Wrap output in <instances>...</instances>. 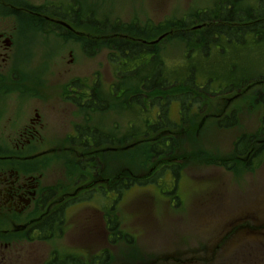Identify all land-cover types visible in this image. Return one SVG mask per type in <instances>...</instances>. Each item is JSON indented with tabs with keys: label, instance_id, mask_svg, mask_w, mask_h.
<instances>
[{
	"label": "rangeland",
	"instance_id": "1",
	"mask_svg": "<svg viewBox=\"0 0 264 264\" xmlns=\"http://www.w3.org/2000/svg\"><path fill=\"white\" fill-rule=\"evenodd\" d=\"M8 1L10 0H0V13L6 10V16L0 15V25L8 24L15 29L11 43L6 42L7 47L11 44L9 59L1 66L2 69L9 71L11 79L4 80L0 77V119L9 116L12 111L24 114L32 103V96H40L44 119L54 131L56 128L59 129L55 131L54 137L57 143L63 142L62 135L69 134L75 123L92 129L98 127L120 138L125 134L131 120L133 118L137 120L139 113L141 114L138 108L135 109L131 102H128L134 93L138 94L137 90L126 91L125 87L131 88V84L123 82L110 109L94 111L70 105L69 102L73 101L64 100L67 97L62 96V93L66 85L74 79L93 85L98 78L102 84L99 88L103 90L118 82L113 64L108 59L109 51L101 47L97 49L95 55H87L83 51L82 37L65 38V34H58L52 29L49 31L42 25L30 21L33 11L37 12L39 8L45 9L44 7L53 4L57 7V14L68 8L71 15L72 11L69 9L71 1L72 7L76 6L74 4L76 2L81 6L82 12H86L84 19H88V13L94 11L99 18L111 22L119 21L129 26L149 23L158 26L167 20L202 13L212 7L228 11L235 5L233 2H236V0H16L26 6L13 5L10 11L8 7L11 4ZM239 1L242 9H264V0ZM73 16L76 17L74 14ZM219 20L211 23L218 24ZM193 23L196 25L198 21ZM202 23L205 25L198 29L199 33L190 34L193 40L197 39L194 36L208 28L206 23ZM74 25L79 27L77 29L81 32L88 34L90 32L92 36L94 35L92 28L94 23ZM164 31H167L165 38L153 46L164 54L169 72L186 75L184 72L194 66L197 69L196 79L199 84L205 82L208 77H214V80L211 83L212 87L205 91L199 89L197 85L186 84V78L170 77L171 81L178 78V83H173L170 88L161 90L158 94L157 92L149 94L154 99L159 98V102L162 103L164 98L177 96L180 92L185 94L184 97L195 95L189 108H182L179 102L174 101L166 111V117L174 124L172 133H175L176 149L175 155L171 158H176L181 168L177 169L179 174L175 178L174 174L165 171V167L160 168L158 165L153 175L148 178L153 182L145 184L151 186L133 187L124 193L122 191L121 195L117 191L109 192V202L115 201L114 195L120 197L115 203L116 213L121 218V228L132 238L130 242L120 241L117 244L111 242L109 260L106 264H190L180 259L190 255L182 256L185 252L180 254L178 251L195 246L197 249L194 250L203 252L204 246L197 243H206L205 240L208 239L204 236L206 233L213 236L214 242L220 240L225 233H216L219 228L210 231V227L219 221L225 224L221 218L231 215L237 217L235 229L241 227L243 230L239 233L237 230V233L234 232L230 236L226 235L220 247V242H215L212 245L213 250L205 255L206 260H202V253L191 255L192 259L189 258L191 263L264 264V159L254 165L250 164L249 167H252L250 170L245 167L246 156L235 159L231 155L234 139L241 133L256 134L263 117V108L256 100L260 93H264V29L260 35L250 33V37L238 45L224 41L221 46L218 42L209 44L210 48L200 46L199 49L189 47L187 38L180 41L178 36L181 34L176 27ZM164 31L162 33H165ZM124 36L131 38L129 34ZM257 41L259 44L256 45ZM188 49L193 51L191 56ZM207 55L210 56L206 57ZM242 78L244 81H239V87L233 85L229 90L226 89L229 83L225 81L237 82ZM5 85L19 86L21 91L6 93L1 87ZM140 90L138 88V91ZM234 112L237 115L234 126L229 128L217 126L218 121H223ZM153 132L150 130L146 143L162 137L159 132L157 134ZM258 138L264 142V134ZM145 145L137 143L124 150L100 152L98 156L103 167L98 172L109 180L120 175L124 177L128 173L136 177L146 175L160 159H151L145 155L143 153L146 150ZM77 152L81 151L73 150L72 156L75 157ZM65 172L69 175L72 169L66 168ZM61 173L63 171L59 175ZM108 187H111L109 181ZM151 188L153 190H149ZM237 198L240 201L234 206L233 202ZM95 200L97 202L100 198L96 199L95 196L93 202ZM217 204H220L221 208L215 210ZM213 210L216 214L214 216ZM92 212L93 210L83 212L81 219L73 226L72 224L80 217L79 211L74 207L68 209L64 231L60 237L52 240L51 244L48 242V245L59 248L56 250L60 254L65 250L77 253L80 264H91L92 256L100 249L98 244L103 242L94 238L88 242L86 238L80 236L79 228L84 223L86 215ZM246 213L250 214L252 222L248 218L242 219L244 216H241L247 215ZM180 222L184 224L180 225ZM169 224L175 225V229H170ZM246 224L250 227L244 229L243 225ZM175 233L180 235L177 236ZM167 235H171L173 241L167 243L162 241L167 240L164 239ZM160 250L165 254L162 258Z\"/></svg>",
	"mask_w": 264,
	"mask_h": 264
},
{
	"label": "flooded vegetation",
	"instance_id": "2",
	"mask_svg": "<svg viewBox=\"0 0 264 264\" xmlns=\"http://www.w3.org/2000/svg\"><path fill=\"white\" fill-rule=\"evenodd\" d=\"M43 16L34 11L31 14L42 27L59 34L58 25ZM14 29L0 25V77L4 80L11 79L9 71L1 66L9 59L11 44L7 47L6 42L11 43ZM1 87L6 93L21 91L19 86ZM87 95L90 99L89 90ZM32 98L24 114L12 111L0 119V264H77L75 253L60 254L56 250L59 248L48 242L61 236L66 212L74 207L80 217L73 226L83 212L93 210L79 228L80 236L88 242L102 240L101 248L109 244L114 218L101 199L107 196L109 187L108 178L98 172L102 167L97 158L103 146L93 147L92 128L77 132L75 126L80 123L57 143L54 137L59 129L54 131L44 119L42 98ZM75 149L81 152L73 157ZM66 168L72 169L71 174H66ZM95 196L101 201L93 202ZM107 262L105 249L101 255L92 256L90 263Z\"/></svg>",
	"mask_w": 264,
	"mask_h": 264
},
{
	"label": "trees",
	"instance_id": "3",
	"mask_svg": "<svg viewBox=\"0 0 264 264\" xmlns=\"http://www.w3.org/2000/svg\"><path fill=\"white\" fill-rule=\"evenodd\" d=\"M8 2L11 5L20 4L26 6L25 4H21V2H17L16 0H10ZM74 2L75 1H72V3ZM239 2L241 1L236 0V2H233L235 5H233L232 8H229L228 11H223L218 7H212L204 10L202 13L188 14L185 17L167 20L164 23L158 24V26L152 25L150 23L148 25L137 24L135 26V24H131V26H129L128 24L120 23L119 21L111 22L108 19L102 17L99 18L94 11L88 13V19H84L86 12L83 13L81 6L76 2L74 3L76 6L72 7L71 1L69 3V9L72 11L71 15L68 13V8L65 9V11H61L60 14H57V7L53 6L52 4L51 6L44 7L45 9L43 10L40 8V10H33H36L37 12L49 13L52 17H57L61 20L70 19L73 25H89L90 23H94L92 28L94 30L95 36L91 37V39L81 38L83 41V51L87 55L93 56L97 52L98 48L104 47L108 49V59L113 64V69L116 73L118 82L114 83L107 92L99 88V86L102 84L100 79L96 78V81L94 80L95 82L93 85L89 86L90 88L87 87V90H89L91 93V98L86 100V96H84L82 98L74 99L73 101L83 109L104 111L112 107L113 99L115 96H118V91L122 85L121 83L128 82L131 84V88H127V86L125 87V90L134 92L137 90L138 95H135L134 93L128 102H131V106L135 107V109H139L141 112V114L139 113V118L137 120L134 118L131 120L125 134H123L120 138H117L111 132H108L106 134L107 136L104 138L100 137L101 130H98L99 137L95 135L92 136L93 147H97L102 143H106L107 145L113 147H120L125 144H136L138 142L145 143L146 150H144L143 153L152 159L156 157L172 156L175 152L176 144L173 139L165 138L163 136L161 138H156L152 142L146 143L148 137L150 136V130L157 134V132L164 130V128L174 126V124H172L166 117V111L171 101L177 100L180 102L182 108H189L195 99V95L191 94L187 97H184L185 94H181L180 92V94H177V96L173 95L164 98L162 103L159 102V98L154 99L152 96H149V94L154 92H157L158 94L161 92V90H167L170 88L173 83H178V78H174V80L171 81L170 77H179L183 79L186 78V84L190 86L197 85L199 89L208 91L211 83L214 80V77H208L205 82H200L199 84L196 79L197 69L194 66L189 67V69L184 72V74L187 76L183 74H173V71L169 72L162 51L155 49V46L153 45L144 43L142 40L149 42L157 38L158 35L162 34L164 30L171 27H176L177 30L179 29L181 34L178 36L179 40L183 41L187 38L188 46H192L194 49H199L200 46L201 48H205V46L206 48H210L211 45L209 44H218V42L219 46H221L224 44V41L238 45L241 41L248 39L250 37V33H255V36L260 35L264 29V9H242V6ZM73 14L76 17H74ZM0 15L6 14L1 12ZM218 19H220L218 24L211 23L217 21ZM196 20L198 21V24L202 22L206 23L208 28H204L202 30L203 32H200L201 34L194 36V38L197 39L193 40L190 34L199 33L200 30L190 31L189 28L191 25L195 24L193 22H196ZM58 27L60 32L63 34V27ZM114 34L116 36H114ZM118 34H129L133 38H121ZM64 37L79 38L71 32H67ZM257 44H259L258 41L256 42V45ZM187 51H189L190 56L193 54V51L189 49ZM209 56L207 55L206 57ZM239 81H244V78L237 80V82H233V80L225 81L229 83V86H227L226 89L229 90L233 85L239 87ZM86 83L87 82L85 81L76 80L72 82V85L74 88L83 91L85 89V86L83 85ZM138 88L141 90L138 91ZM151 98H153V100ZM80 99L82 100V103L80 102ZM256 101H258L257 104L263 108L264 112V93H260ZM125 109L128 110V108ZM262 118L263 120L261 123L264 124V113ZM235 121H237V115L234 112L225 117L223 121H218L217 126L219 128H229L234 126ZM263 124L260 128V131L256 134H241L233 142L234 154L243 158L245 156L248 157L247 162L245 163L246 168H250V164L253 163L254 165L256 162H261L262 159H264V144H262L264 142L258 143V136H263L264 134ZM174 174L176 178L178 173L174 171ZM110 180L114 181L112 189H115L119 195L122 193V190H128L129 187L135 182H138L139 184H146L150 181H153H146L147 179L138 180L136 176L130 174H126L122 178L116 177ZM118 197L119 196H116L115 201L118 199ZM124 236V239L130 242L132 237L128 234H125Z\"/></svg>",
	"mask_w": 264,
	"mask_h": 264
},
{
	"label": "water",
	"instance_id": "4",
	"mask_svg": "<svg viewBox=\"0 0 264 264\" xmlns=\"http://www.w3.org/2000/svg\"><path fill=\"white\" fill-rule=\"evenodd\" d=\"M197 27H199V26H197ZM160 38H161V37H160ZM160 38H159V39H160ZM159 39H158V40H159ZM158 40H156V41H154V42H157Z\"/></svg>",
	"mask_w": 264,
	"mask_h": 264
}]
</instances>
